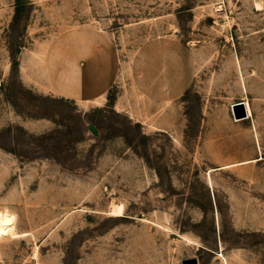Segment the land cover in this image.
I'll return each mask as SVG.
<instances>
[{"label":"rangeland","instance_id":"obj_1","mask_svg":"<svg viewBox=\"0 0 264 264\" xmlns=\"http://www.w3.org/2000/svg\"><path fill=\"white\" fill-rule=\"evenodd\" d=\"M66 39L110 50L103 100L54 93ZM0 81V264H264V0H0Z\"/></svg>","mask_w":264,"mask_h":264},{"label":"crops","instance_id":"obj_2","mask_svg":"<svg viewBox=\"0 0 264 264\" xmlns=\"http://www.w3.org/2000/svg\"><path fill=\"white\" fill-rule=\"evenodd\" d=\"M66 41L57 51L60 57L48 56L45 65L54 93L76 102L103 100L115 82L113 59L111 53H108L110 50L106 48L104 55L103 51L95 47L91 40L90 44L89 42L84 43L81 53H76L71 48L78 47V45L71 44V40L66 39ZM173 51V45L161 44L143 49L139 57L143 55L149 59L152 53L155 56L158 54L162 62L155 65L156 71L163 73L156 79L153 78L155 81L152 85L147 79L143 81L144 94L153 90L160 101L173 99L176 80L175 67L171 75L167 66V58L174 59ZM80 55L86 56L83 59L84 63L79 59ZM110 59H112L111 63Z\"/></svg>","mask_w":264,"mask_h":264},{"label":"bare ground","instance_id":"obj_3","mask_svg":"<svg viewBox=\"0 0 264 264\" xmlns=\"http://www.w3.org/2000/svg\"><path fill=\"white\" fill-rule=\"evenodd\" d=\"M0 86H1V81H0ZM245 106L250 118L251 113H250L249 104L245 103ZM109 215L115 217H121L123 215V207L113 206L111 208V213H109ZM10 223H11V216L6 215L3 212H0V236H4L10 233Z\"/></svg>","mask_w":264,"mask_h":264},{"label":"water","instance_id":"obj_4","mask_svg":"<svg viewBox=\"0 0 264 264\" xmlns=\"http://www.w3.org/2000/svg\"><path fill=\"white\" fill-rule=\"evenodd\" d=\"M232 116L235 121H244L248 119L249 115L244 103H237L231 107ZM182 264H198L197 259H189L182 262Z\"/></svg>","mask_w":264,"mask_h":264}]
</instances>
